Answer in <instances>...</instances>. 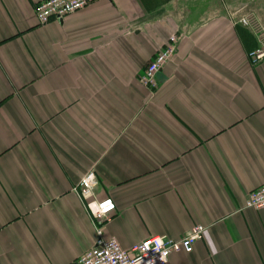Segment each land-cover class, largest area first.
Returning a JSON list of instances; mask_svg holds the SVG:
<instances>
[{
	"label": "crops",
	"instance_id": "obj_1",
	"mask_svg": "<svg viewBox=\"0 0 264 264\" xmlns=\"http://www.w3.org/2000/svg\"><path fill=\"white\" fill-rule=\"evenodd\" d=\"M0 0V264H77L95 243L89 169L124 248L206 226L167 264H264V59L244 0H89L39 23ZM260 15V14H259ZM154 86L138 75L169 35Z\"/></svg>",
	"mask_w": 264,
	"mask_h": 264
},
{
	"label": "built area",
	"instance_id": "obj_2",
	"mask_svg": "<svg viewBox=\"0 0 264 264\" xmlns=\"http://www.w3.org/2000/svg\"><path fill=\"white\" fill-rule=\"evenodd\" d=\"M89 0H40L34 5V15L39 23L49 19H62L67 13L80 10ZM235 23L245 25L253 33L257 44L248 52L252 62L264 59V17L254 10H248L239 16H232ZM178 37L169 35L168 41L147 63L138 77L141 82L150 87L155 85L156 74L164 62L175 51ZM89 169L73 187L74 192L88 211L96 233L95 243L89 250H84L78 257L77 264H167L169 256L174 251L189 252L194 242L204 235L206 226L194 224L179 238L164 234L150 235L124 248L115 237H104V222L110 219L116 204L109 196L98 197L95 192L96 173ZM245 206L264 207V184L248 191Z\"/></svg>",
	"mask_w": 264,
	"mask_h": 264
},
{
	"label": "rangeland",
	"instance_id": "obj_3",
	"mask_svg": "<svg viewBox=\"0 0 264 264\" xmlns=\"http://www.w3.org/2000/svg\"><path fill=\"white\" fill-rule=\"evenodd\" d=\"M244 3H246V6L257 8L259 14L264 17V0H244Z\"/></svg>",
	"mask_w": 264,
	"mask_h": 264
}]
</instances>
